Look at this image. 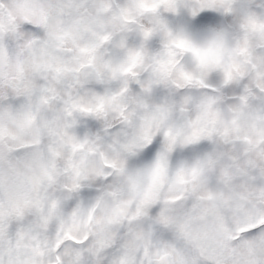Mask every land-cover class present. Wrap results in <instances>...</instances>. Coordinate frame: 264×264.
<instances>
[{
  "label": "snow or ice",
  "instance_id": "snow-or-ice-1",
  "mask_svg": "<svg viewBox=\"0 0 264 264\" xmlns=\"http://www.w3.org/2000/svg\"><path fill=\"white\" fill-rule=\"evenodd\" d=\"M0 264H264V0H0Z\"/></svg>",
  "mask_w": 264,
  "mask_h": 264
}]
</instances>
